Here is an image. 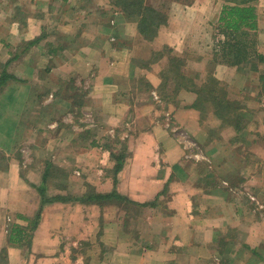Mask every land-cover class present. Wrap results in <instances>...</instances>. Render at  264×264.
<instances>
[{
  "label": "crops",
  "instance_id": "obj_1",
  "mask_svg": "<svg viewBox=\"0 0 264 264\" xmlns=\"http://www.w3.org/2000/svg\"><path fill=\"white\" fill-rule=\"evenodd\" d=\"M38 1L0 0V78L10 77L0 87V264H264V112L254 98L264 93V63L214 69L231 100L254 99L241 103L244 129L227 131L212 106L204 117L158 94L162 76L133 65L147 53L122 13L106 4L95 24L66 20L68 51L48 33L51 3ZM263 12L259 0L260 36ZM184 39L167 44L179 51ZM258 47L264 55L262 37ZM179 129L206 144L201 171L185 163ZM114 189L122 199L93 197Z\"/></svg>",
  "mask_w": 264,
  "mask_h": 264
},
{
  "label": "rangeland",
  "instance_id": "obj_2",
  "mask_svg": "<svg viewBox=\"0 0 264 264\" xmlns=\"http://www.w3.org/2000/svg\"><path fill=\"white\" fill-rule=\"evenodd\" d=\"M15 1L16 0H13V3H16ZM22 1H25V0H22ZM147 1L149 5L159 8V10H162L163 12L166 13L168 17L167 23L162 25V27L159 30L158 36L152 42L143 40L142 37H140L138 30L136 28L137 33H138V35L136 36L138 38H136L135 40L137 43L135 47H137V50L141 55L144 56L145 53H147V57H146L147 60L151 58L152 52L153 54L154 52H159V51H162L165 53V55L163 57H160L159 60L157 59L156 61L148 65L149 67H151L152 70L159 73L162 76V79L164 80L162 83L163 85L162 94L160 93V91L158 92V94L161 97L168 100L170 96H175L176 98L179 96L180 101L178 102V105H182V103L184 104H190L191 102L194 103L195 100L197 99V95L195 93L190 92L183 88L179 90L176 89L174 79L168 73V69L170 66L169 56L171 55H167L166 51H164L163 49L167 45L168 47H170L172 51H174L175 54H178L182 57L184 64L181 70L183 74H186L189 77L195 78V81L197 82V84H201L202 82L205 83L207 71H210L212 69V66H210V63L211 64L213 63V53H214L213 49L217 47V42L214 41V37L217 36L218 21L214 20V23L212 22L211 26H208L209 24L208 21L214 17L216 18L215 13L218 12L217 8H218L219 0L210 1V5H211L210 13L206 12V0H147ZM43 2L44 0L38 1L37 2L38 6L42 5ZM65 2L66 3L69 2V6L74 5V7H76L77 10L73 12V11H69V9H65L66 6L64 7L62 0H47V2L45 3H51V11L47 17L48 33L53 34V35H50L52 39H55L58 41L62 40L64 42V44L62 45L63 46L62 48L68 51H71V48H73L72 47L73 45H69V43L73 42L74 44L75 42L74 40L70 39V37L68 38L65 35L66 32L64 31V28H66L67 25H65L64 23L66 22V20L68 22L73 21L75 24H77L79 22L81 23V21H85L86 18L88 19L89 17L90 18L89 21L91 22L92 20L93 24H95L96 22L95 16L102 15L103 7L106 4L109 5V10H111L112 13H114V8L111 6L109 0H66ZM53 8L60 9V10L59 12H57L58 11L57 10L56 11L57 14H54L55 11H53ZM62 9L64 10L63 13H62ZM92 12H94V14H92ZM115 12H118V11H115ZM38 13L39 11L35 12L36 15ZM263 14L261 13L260 15H263ZM114 15L118 16L120 14H114ZM41 19H44V18H41ZM123 20L129 21V19L127 18H124ZM115 21L117 22L116 17H115ZM257 24H258V30L257 32H255V35L251 37H253V40L257 42L256 49L258 53L262 57H264V55L259 52V47H258L259 37L260 39L261 37L262 39H264V32L262 31L261 36H260L259 20H257ZM262 25L264 26L263 20H262ZM121 36L130 37L128 35L127 36L121 35ZM171 36L174 37V39L179 36H185L186 39H184L182 42L177 44L179 51H176L169 44H167L169 42L170 43L173 42V41L167 42L168 38ZM207 42L210 44H207ZM36 44L38 47L39 43L37 42ZM28 45L29 43L27 44L25 42V44L20 45V47H18V51L24 48L26 49ZM56 46H58L57 43L54 45V47ZM8 49L10 51H13L15 47L13 48L9 47ZM140 57L142 58V56ZM151 60H153V58ZM258 63H259L258 60H254L253 65L251 64L245 65L243 69H247V70L253 69L254 67L252 66L257 67ZM261 63L262 62H260L259 64ZM218 65H222V66L224 65L226 67L235 68V67H231L225 64H216L215 68ZM262 66L264 67V64H262ZM249 84H252V80L249 82ZM180 85H182V81H180ZM86 86L88 85L86 84ZM222 87L223 89H225V92L228 94V98L232 99V97H230L229 88L227 87L225 82L222 83ZM263 91H264V87H263ZM186 92L191 93L193 95L191 97L185 96ZM234 98H235L234 101H236V103L234 104V107L237 108L236 110H234L235 113L243 112L244 114H246L245 111L242 110L241 103L248 101V100H243V97H240V98L234 97ZM254 98L256 101L259 102V105H261V107L259 108H261L262 110L259 112H264V93H258L256 96H254ZM144 99L146 100L145 97ZM253 100L254 99L249 100L248 102L253 103L254 102ZM206 106H209V107L207 108V110H205V112L202 113L204 117H206V112L208 110H212L211 106L213 105L210 102H208L205 105V107ZM159 108L160 107H158V109ZM137 116H139L137 118H144V119L148 118L147 115L146 116L137 115ZM144 119H141V120H144ZM164 119H167V121H165V125L167 127V124L171 120V116H167V113H165ZM234 119L235 118H233V120ZM205 124H206V120H205ZM130 126H131L130 128H132V131H133L134 125H130ZM254 127L255 126H252L249 124L248 129L250 130V128L253 129ZM228 128L229 126L227 124L226 129ZM259 129L263 131L261 126H259ZM227 131H230V129H228ZM204 132L206 133V129H204ZM176 133L179 136L183 137V140H182L184 141L183 147L186 151V158H187L185 163L188 166L192 165V166H197L198 168L200 167L199 170L201 171L204 166L203 163H206V144L198 142L197 138L192 136L188 131L184 129H179L177 130ZM227 136H228L227 137L228 143L233 142L230 135H227ZM260 145L264 147V140L263 142H260L259 147ZM233 146H234V142L231 147Z\"/></svg>",
  "mask_w": 264,
  "mask_h": 264
},
{
  "label": "trees",
  "instance_id": "obj_3",
  "mask_svg": "<svg viewBox=\"0 0 264 264\" xmlns=\"http://www.w3.org/2000/svg\"><path fill=\"white\" fill-rule=\"evenodd\" d=\"M62 1L63 4H66V0ZM109 1L114 8V12L118 11L122 13L121 16L135 23L140 37L148 42L154 41L162 25L167 23L168 17L166 13L159 10V8L149 5L147 0ZM222 1L223 7L217 24V39L215 40L217 42V47L213 49V63H210L212 69L207 71L205 83L202 82L201 84H197L195 78L183 74L181 70L184 64L182 57L175 54L170 47L166 45L163 50L166 51L167 55H171L169 56L170 66L168 73L173 77L176 89L179 90L183 88L197 95V99L191 105V108L200 111L201 115H203L202 113L206 110L205 105L210 102L213 105L214 114L224 120L226 125L228 124L229 126L244 129L243 120L246 118L247 114L243 112L235 113L234 110L237 108L234 107V104L236 101L228 98V94L225 92V89H223L222 83L213 76V73L216 64H225L236 67L237 69H242L245 65H253L254 60H258L259 63H264V57H262L256 49L257 42L251 37L254 36L255 32L258 30L257 4L259 0ZM39 40L40 38L29 42L28 46L35 45ZM151 54L152 56L149 60L139 59L137 61L134 59L133 65L144 66L151 69L148 65L165 55L162 51L154 52V54L152 52ZM152 58L153 60H151ZM252 67L256 68V66ZM9 78V76L4 74L2 78H0V87L4 85ZM180 81H182V85H180ZM149 84V82L145 83L148 90L150 89ZM233 118L235 119L233 120ZM126 156L127 154L124 152L115 156L116 165L112 170L115 184H117L116 176L122 170ZM40 193L43 194L44 190H40ZM93 197L96 200L110 198L122 199L116 189L110 194H99ZM53 199L60 200L58 197ZM61 200L63 201L66 199L62 198ZM40 217L41 210L36 215L33 223L34 229L37 227Z\"/></svg>",
  "mask_w": 264,
  "mask_h": 264
}]
</instances>
